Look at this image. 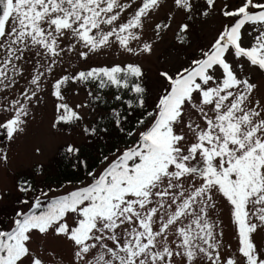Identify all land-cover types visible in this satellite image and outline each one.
Returning <instances> with one entry per match:
<instances>
[{"label": "snow or ice", "instance_id": "6c2138e0", "mask_svg": "<svg viewBox=\"0 0 264 264\" xmlns=\"http://www.w3.org/2000/svg\"><path fill=\"white\" fill-rule=\"evenodd\" d=\"M217 3L173 0L186 21L218 12L221 29L186 66L157 68L159 91L151 105L139 63L89 67L50 84L58 101L53 128L83 119L65 102L69 81L124 90L132 98L114 99L131 113L143 111L137 127L126 130L128 115L112 109L113 126L132 141L116 148L111 159L103 155L101 171L87 172L89 183L43 205L48 192L40 189L33 199V183L17 181L23 195L7 220L0 219V264H65L39 243L49 238L67 244V264H264V245L255 241L264 233V99L254 96L257 85L248 74L249 69L264 74V0ZM162 7V0H0V88L14 87L23 74L21 62L36 66L33 87L0 105V114L8 113L0 124L3 135L11 141L25 131L46 74L66 51L84 60L113 46L137 57L151 55L154 43L144 38L145 30ZM173 20L169 12L167 22L153 21V37L162 40ZM190 27L178 25L179 45L186 44ZM101 131L107 129L83 128L89 137ZM80 152L68 144L66 158ZM0 160H8L3 149ZM217 194L235 225L234 252L222 250L223 232L212 218Z\"/></svg>", "mask_w": 264, "mask_h": 264}, {"label": "rangeland", "instance_id": "374dc122", "mask_svg": "<svg viewBox=\"0 0 264 264\" xmlns=\"http://www.w3.org/2000/svg\"><path fill=\"white\" fill-rule=\"evenodd\" d=\"M197 4H202L203 0H195ZM163 7L158 11V14L153 17V21L165 20L169 12L174 16L171 23V28L162 35V40H156L153 37L152 23L147 22L145 30V39H152L154 49L151 55L144 54L139 57L123 52L117 46L103 50L99 54L90 53V58L84 60L79 58L76 52H67L62 60H58L53 66L52 73L46 74V79L43 80L42 90L39 92L40 102L35 101L30 106V114L28 123L23 133L17 134L11 141L6 136L0 140V149H3L8 156L7 162L0 160V193H6L4 198L0 200V219L7 220L12 214V210L17 207L16 199L22 196L16 190L17 181L20 179L30 180L34 187L37 188V193L29 195L35 197L39 194V190L43 189L48 192V198L64 195L67 192L74 190L84 184L89 183L90 178L87 176L78 181L71 183H62L60 186L56 182H51L47 179L49 174H52L54 162L57 160L60 148H67L68 144H74L78 147L85 145L87 135L83 133V128L94 124L103 115L110 110L109 105H119V101L114 99L115 95L124 96V90H118L114 86L104 89H98L95 83L69 81L63 88L65 102L76 111H78L83 119L75 124H62L52 127L54 122V105L58 101L50 94V84L63 75L74 76L79 71H86L89 67L111 66L120 64L123 66L126 63H139L146 73V81L151 91L147 102L152 104L153 99L158 94L157 86V68H168L175 71L177 68L186 66V62L193 58L199 48H206L216 37L221 29L222 17L218 12L209 10V15L204 17L196 14L191 21H186L185 16L175 9L173 0H162ZM218 0L217 7H219ZM204 9L202 8L201 11ZM167 22V21H166ZM182 22L190 24V31L186 34V44L181 46L175 38L178 25ZM249 38L245 37V45ZM23 74L17 77V83L13 88L3 90L0 88V105L6 103L13 98H20V92L24 89H31L33 86L29 84L31 77L36 73V66L33 62H21ZM43 70V69H40ZM251 82L257 85L254 92L256 98L264 99V74L249 69ZM89 90L93 96H89ZM124 91V92H123ZM99 95L100 99H93ZM132 98V94L130 96ZM84 105L82 108H76V105ZM150 110V109H149ZM141 115V114H140ZM8 117V113L0 114V124ZM140 118V116H139ZM135 127L136 122H135ZM3 130H0V132ZM91 140L93 136L89 137ZM132 138L127 136L128 145L118 146L123 149L129 146ZM39 149V152L36 151ZM112 158V153L104 154ZM102 156L98 158V164L93 170L99 172L104 167L101 163ZM55 159V160H54ZM43 165V168L38 170L37 166ZM49 188L52 190L49 191ZM42 197V204L48 199ZM214 199L217 203V208L212 213V218L217 221L219 227L217 231H222L223 236L219 237L222 250L234 252L237 247V238L235 235V225L231 221L229 206L217 194ZM31 202V201H30ZM255 241L258 245H264V233L257 234ZM43 247L49 250H55L57 258L63 257L65 264L70 259V249L63 241L52 240L40 241ZM231 245V248L227 246ZM36 247L37 245H33Z\"/></svg>", "mask_w": 264, "mask_h": 264}, {"label": "trees", "instance_id": "16d2710c", "mask_svg": "<svg viewBox=\"0 0 264 264\" xmlns=\"http://www.w3.org/2000/svg\"><path fill=\"white\" fill-rule=\"evenodd\" d=\"M130 96V93H125L122 98L123 100H128L131 98ZM109 107L110 110L103 115L102 119L90 125L98 129H107V131H101L99 135L93 136V140L87 136L88 142L80 146L81 152L77 154L76 158H73L71 154H67L66 158V148L64 149L61 147V150L58 152L57 160L54 159L55 162L53 165L55 167L53 172L47 176L49 181L56 182L59 186L69 181L78 182L87 176L88 171H93L96 168L99 156L112 153L118 146L128 145L127 136L113 126L112 109L116 108V110L120 111L122 114L128 115L129 118L124 123V128L126 130L135 128V122L143 110L141 109L137 110L135 113H131L130 110H127V105L122 102H119L118 106L109 105ZM78 160L85 161L87 167L79 164ZM74 164L76 167H73ZM58 196L48 198L43 205L50 203L51 199L57 198Z\"/></svg>", "mask_w": 264, "mask_h": 264}, {"label": "water", "instance_id": "95a60500", "mask_svg": "<svg viewBox=\"0 0 264 264\" xmlns=\"http://www.w3.org/2000/svg\"><path fill=\"white\" fill-rule=\"evenodd\" d=\"M5 135H3V131L0 132V140L4 138Z\"/></svg>", "mask_w": 264, "mask_h": 264}]
</instances>
